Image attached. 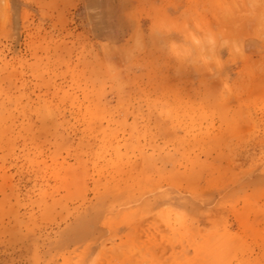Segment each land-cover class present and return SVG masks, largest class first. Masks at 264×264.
Listing matches in <instances>:
<instances>
[{"label":"rangeland","instance_id":"1","mask_svg":"<svg viewBox=\"0 0 264 264\" xmlns=\"http://www.w3.org/2000/svg\"><path fill=\"white\" fill-rule=\"evenodd\" d=\"M0 264H264V0H0Z\"/></svg>","mask_w":264,"mask_h":264}]
</instances>
